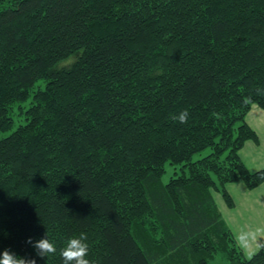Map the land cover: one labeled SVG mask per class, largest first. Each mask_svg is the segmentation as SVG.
Listing matches in <instances>:
<instances>
[{
    "label": "trees",
    "instance_id": "obj_1",
    "mask_svg": "<svg viewBox=\"0 0 264 264\" xmlns=\"http://www.w3.org/2000/svg\"><path fill=\"white\" fill-rule=\"evenodd\" d=\"M254 104L264 0H0V133L26 114L0 136V251L63 264L83 234L92 264H264L211 192L233 207L228 184L264 182L240 155ZM45 232L41 258L26 241Z\"/></svg>",
    "mask_w": 264,
    "mask_h": 264
},
{
    "label": "crops",
    "instance_id": "obj_2",
    "mask_svg": "<svg viewBox=\"0 0 264 264\" xmlns=\"http://www.w3.org/2000/svg\"><path fill=\"white\" fill-rule=\"evenodd\" d=\"M247 121L258 133L259 141L248 140L240 155L252 171L264 168V110L253 106ZM235 205H227L223 196L214 198L226 224L232 230L238 244L247 257L264 248V182L250 189L243 181L228 184Z\"/></svg>",
    "mask_w": 264,
    "mask_h": 264
},
{
    "label": "clouds",
    "instance_id": "obj_3",
    "mask_svg": "<svg viewBox=\"0 0 264 264\" xmlns=\"http://www.w3.org/2000/svg\"><path fill=\"white\" fill-rule=\"evenodd\" d=\"M187 111L181 112L178 117L181 122H186ZM30 244L36 252V255L41 258H46L50 254L57 252L56 245L49 240L47 233L37 240H33L31 237L26 241ZM89 254V246L87 243V237L81 234L79 237H69L64 246L60 248V256L63 264H92L87 258ZM0 264H36L35 258H29L20 256L8 248H4L0 251Z\"/></svg>",
    "mask_w": 264,
    "mask_h": 264
},
{
    "label": "rangeland",
    "instance_id": "obj_4",
    "mask_svg": "<svg viewBox=\"0 0 264 264\" xmlns=\"http://www.w3.org/2000/svg\"><path fill=\"white\" fill-rule=\"evenodd\" d=\"M141 45L144 46L143 44H141ZM77 57H78L77 55L72 56L71 58L62 61V62L60 63V65L68 66L69 64L73 63V62L77 59ZM60 65H59V66H60ZM42 86H44V82H43ZM29 99H30V97H28V98L26 97V99H25L26 101L23 102V103H24L23 106H24L25 108L29 106ZM17 105H18V104H17ZM253 106H258V107H260L261 109L264 110V108L261 107V106L258 105V104H254ZM253 106L251 107L250 111L252 110ZM19 110H21V109H19L18 106H15L14 111L11 112L12 117H13L12 124H11V126H10L9 129H7V130L4 131V132H1V133H0V136H1L2 134H6L7 132H10V131L16 129V128H17L19 125H21L22 123H25V121H26V114H25L24 112L19 113V112H20ZM250 111L248 112V115H249ZM248 115H247V116H248ZM247 122H248V121H247ZM249 125H250V124H249ZM253 129H254V128H253ZM208 152H209V150H205V151H203L201 154H196V155H194V158H195V159H196V158H199V157H201V156L207 154ZM174 174H175V168H174V165H173V164H170V163H167V165H166V172H165V174H164L163 177H162V181H163L164 183L168 182ZM26 179H27V180H30V179H31V181H33V179H34V172H31L30 174H28V175L26 176ZM211 192H212L213 195H214L215 192L221 194L219 191L214 190V189H212ZM221 195H222V194H221ZM8 206H9V205H7V207H8ZM95 223L98 224V223H97V220H95ZM158 233H160V232L158 231ZM211 264H229V261H228V259L226 258V256H225L222 252H219V253H217V254L213 257V259L211 260Z\"/></svg>",
    "mask_w": 264,
    "mask_h": 264
}]
</instances>
